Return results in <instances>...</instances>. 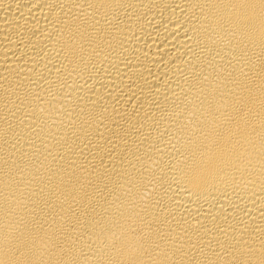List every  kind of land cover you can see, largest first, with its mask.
<instances>
[{"label": "bare ground", "instance_id": "1", "mask_svg": "<svg viewBox=\"0 0 264 264\" xmlns=\"http://www.w3.org/2000/svg\"><path fill=\"white\" fill-rule=\"evenodd\" d=\"M0 264H264V0H0Z\"/></svg>", "mask_w": 264, "mask_h": 264}]
</instances>
